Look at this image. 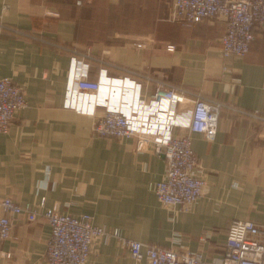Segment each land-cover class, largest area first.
Wrapping results in <instances>:
<instances>
[{
	"label": "crops",
	"instance_id": "0c3cea01",
	"mask_svg": "<svg viewBox=\"0 0 264 264\" xmlns=\"http://www.w3.org/2000/svg\"><path fill=\"white\" fill-rule=\"evenodd\" d=\"M171 2L0 0V77H12L26 99L0 132V197L33 208L43 197L44 207L87 213L94 224L116 229L121 238L96 239L85 264H135L129 239L199 251L217 262L231 220L264 223V124L243 112H264V30L255 31L244 55L223 57L224 18L184 24L170 18ZM60 46L88 52L93 79L101 67L111 78L145 73L225 104L213 137L191 133L205 184L187 210L161 204L154 193L165 172L155 142L139 146L134 136L95 134L93 116L66 106L71 54ZM154 86L142 94L147 98ZM106 87L100 94L109 93ZM50 230L44 218L16 216L0 264H47Z\"/></svg>",
	"mask_w": 264,
	"mask_h": 264
},
{
	"label": "built area",
	"instance_id": "2783aa9c",
	"mask_svg": "<svg viewBox=\"0 0 264 264\" xmlns=\"http://www.w3.org/2000/svg\"><path fill=\"white\" fill-rule=\"evenodd\" d=\"M212 16L225 20V32L220 38L222 56H242L249 50L255 31L264 30V0L171 2L170 18L184 24ZM60 47L70 50L71 54L66 106L93 116L95 134L109 138L134 136L140 140L139 146L155 142V151L165 157V172L163 178L154 184V193L161 204L187 210L202 195L205 184L204 176L197 174L198 159L192 149L191 133L213 137L220 108L225 104L192 88L145 73L137 74L138 80L129 76L111 78L106 75L107 69L101 67L97 78L93 79L90 77L88 52ZM122 79L128 84L116 93V81ZM149 83L155 86L146 98L142 91ZM104 85L110 91L100 94ZM184 104H190V107L181 109ZM25 106L23 88L12 77L1 76L0 132L9 130L13 118ZM243 112L264 124V112ZM44 202L42 197L39 207L33 208L29 203L20 204L10 196L0 197V254L1 244L10 236L13 219L18 215H23L28 222L44 218L49 223L51 230L45 249L47 264H85L96 239L121 238L116 229L94 224L92 216L87 213L73 216L44 207ZM125 241L135 264H264V223L253 220H231L225 251L217 262L206 260L199 251L145 244L133 239ZM4 255L9 257L10 253L4 252Z\"/></svg>",
	"mask_w": 264,
	"mask_h": 264
},
{
	"label": "bare ground",
	"instance_id": "6f19581e",
	"mask_svg": "<svg viewBox=\"0 0 264 264\" xmlns=\"http://www.w3.org/2000/svg\"><path fill=\"white\" fill-rule=\"evenodd\" d=\"M125 82H127V80H125ZM115 92L117 93V89L115 90Z\"/></svg>",
	"mask_w": 264,
	"mask_h": 264
}]
</instances>
